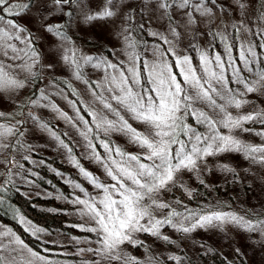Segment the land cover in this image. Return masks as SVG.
<instances>
[{
  "label": "snow or ice",
  "instance_id": "obj_1",
  "mask_svg": "<svg viewBox=\"0 0 264 264\" xmlns=\"http://www.w3.org/2000/svg\"><path fill=\"white\" fill-rule=\"evenodd\" d=\"M33 4L34 0H16L15 5L11 0H0V11L4 12L0 14V25H4L0 26V93H8L10 98H14L11 94L26 87L25 80L14 75L16 71L26 73L30 78L28 83L38 88L39 72L34 69L37 66L54 67L53 63L41 64L34 34L26 23L21 22L31 12ZM138 4L140 11L128 0H44L39 9L49 13L55 10L57 21L45 23L43 30L59 41V60L70 70L71 78L86 85L93 102L100 106L99 110H94L84 105L83 111L90 117V120L86 119L78 106V102L83 105L79 93L67 80L61 83L77 97L73 100L68 94L64 95L75 111L74 116L52 103L46 89H38V96L33 91L28 99L32 108H50L77 129L86 142V158L98 165L103 179L81 166L71 155L72 148L38 115L31 111L27 113V119L47 130L60 146L67 149L70 163L94 189V193L88 192L81 184L69 181L83 193V198L77 196L73 201L81 206L80 214L87 217L89 226L80 227L96 237V247L80 250L91 254V264H155L156 258L137 234L171 242L169 236L161 232L165 226L187 234L197 228L231 223L246 232L264 235V219L252 222L235 213L199 214L187 208L180 212L162 198L165 191L182 185L181 174L199 172L200 165L208 157L236 153L264 165V143L252 144L240 135L249 133L264 139V107L257 103L264 101V42L240 45L238 66L231 55L236 45L229 43L223 34H219V38L224 42L225 56L210 55L192 46L193 50L199 51L198 64H194L189 55H177L173 41L163 32H147L169 45L166 49L159 44L151 47V55L157 57L156 61L146 58L149 53L147 41H143L144 53L139 54L137 42L131 38L133 22L138 30L147 31L153 14L166 22L161 27L178 40L181 22L176 16L187 18L182 22L185 28L199 23L201 18L211 26L218 12L227 15L233 9L241 19L231 27L239 34L245 27L244 19L252 0H138ZM13 7L18 11L13 12ZM5 15L13 18L5 20ZM74 18L77 25L120 21L115 35L124 45L127 63L114 49H106L111 59L103 54H84L68 34ZM258 19L264 21V0H261ZM208 34L213 40L217 38L215 33ZM261 35L264 39V32ZM15 42L23 47H18ZM167 55L173 60L169 61ZM5 60L19 63L6 64ZM86 67L101 70L102 79L89 80ZM65 87L51 95L64 93ZM249 106L250 110L245 111ZM15 115V112L0 111V154L10 152L17 146L13 141L23 135L17 126L26 120H17L13 124ZM113 134L122 136L137 151H128L117 144L112 139ZM219 167L225 172L235 171L228 164ZM176 203L180 204V201ZM20 220L24 222L23 217ZM27 223L31 224L30 221ZM40 231L43 229L33 228V234ZM126 245L144 248L143 259L130 254ZM236 251L239 253V249ZM35 261L49 264L10 229L0 232V264H34Z\"/></svg>",
  "mask_w": 264,
  "mask_h": 264
},
{
  "label": "rangeland",
  "instance_id": "obj_2",
  "mask_svg": "<svg viewBox=\"0 0 264 264\" xmlns=\"http://www.w3.org/2000/svg\"><path fill=\"white\" fill-rule=\"evenodd\" d=\"M128 2L137 11H140L138 0H128ZM12 3L15 5L16 2ZM43 4L44 0H34L31 12L21 22L26 23L34 34L35 47L40 55L41 64L47 65L48 63H53L54 67L47 69L46 67L37 66L34 69L39 72V80H36V82H39L37 89L28 83L30 78L26 73L16 71L14 75L18 79L25 80L26 87L18 93L11 94L14 98H10V94L8 93H0V111L15 112V119L12 120L13 124L17 120H26V123L17 126L19 131L23 133V135L18 136L13 141L17 146L12 148L10 152L0 154V185L2 181L6 185L7 183L13 186L18 185L20 191L29 198L55 199L64 206V209L60 211L73 220L72 227L85 233V235H73L59 230L47 231L32 222L29 225L27 223L29 220L21 214H14L17 222L24 229L27 228V232L32 236L42 242L58 246L57 250L52 252L47 251L49 255L44 256L49 264H91V254L86 251L81 252L80 250L96 247V237L93 233L83 231L80 227L81 225H85L86 227L89 225L87 224V217L80 214L79 209L81 206L73 203L77 196L83 198V193L75 189L73 183L81 184L88 192L94 193V189L80 175L78 169L70 163L67 149L60 146L59 142L47 130L40 128L38 124L27 119V113L31 111L38 115L41 121L47 123L49 128L55 131L62 140L65 138L69 143L65 142V140L64 142L72 148L71 155L80 161L81 166L97 175H101L103 179L98 165L86 158V142L79 135L77 129L66 120L60 118L58 113L52 111L50 108H32L28 105V99L32 96L34 89L37 96L39 95L38 89H46L50 94L49 99L52 103H55L63 111L68 112L69 115L74 116L75 111L70 107L64 95L68 94L69 98L73 100L77 99V97L72 96L69 90L61 83V81L67 80L79 93V101H82L83 105H80L78 102V106L82 108L81 114L86 119L90 120V117L83 111L84 105L94 110H99L100 106L98 103L93 102V98L88 92L86 85L72 79L70 70L60 62L57 51L59 41L43 30L45 23L57 21L55 10L53 9L52 13L46 10L40 11L39 9ZM260 10L261 0H252L250 11L244 19L245 27L241 29L239 34L235 33L231 27L233 23L241 19L240 15L233 9L227 15L218 12L211 26H209L206 19L201 18L199 23L185 28L182 22L187 18L182 15L176 16V20L181 22V27L179 28L181 36L178 40L168 33L165 28L161 27V24L166 22L158 20L156 14H153L152 22L147 25V31L138 30L136 22H133L131 38L137 42L136 52L139 54L144 53L143 41H147L149 53L146 58L149 61H156L157 57L151 55V47L159 44L162 48L166 49L169 45L164 44L163 41L155 37L149 36L147 32H163L168 36L169 40L173 41L172 46L175 48L177 55H189L193 58L194 64H198L199 51L193 50L192 46L194 45L198 50L207 51L210 55L219 53L221 56H225L224 42L219 38V34H223L227 37L229 43L236 45L231 55L233 58H236L237 65L239 66L238 49L240 45L247 46L248 44L264 42L261 35L264 32V21L258 19ZM12 11H18V9L13 7ZM5 16V20L13 18L10 15ZM138 19L137 17V21ZM119 25L120 21H116V23L94 22L91 25L86 23L77 25L74 18L72 28L68 34L71 36L74 44L79 46L81 51L86 55L103 54L111 59L112 57L106 49H114L119 53L120 59L127 63V57L123 53L124 45L121 39L115 35L119 31ZM209 32L217 34V38L213 40V36L209 35ZM15 43H17L18 47H23L19 42ZM101 45L105 47H101ZM256 51L260 52V49L257 48ZM167 59L172 61L173 57L167 55ZM5 63H19V61L5 60ZM85 72L88 74L87 78L89 80L99 81L103 76L101 70L90 67H86ZM60 87H65L64 93L51 95L52 93L59 92ZM250 98L255 99L252 96ZM257 103L264 107V101H258ZM244 110H250V106ZM78 126L82 127V125ZM256 127L258 128L259 126L257 125ZM240 135L243 140L249 143H264V139L254 134L243 133ZM112 139L128 151H137L134 146L128 144L119 134H113ZM20 144L23 147H19ZM45 157L56 159L61 164L67 166L71 173L67 174L57 170L51 162L45 160ZM221 164H228L231 168L237 170L239 173L237 178L233 176V172L223 171L219 167ZM200 168L199 172H184L181 174L180 180L182 181V185L178 184L174 188H179L181 192L188 194L195 192L200 197L202 190L208 193L211 192L213 185L218 184L221 187L222 184L232 180V205L225 212L245 217L243 210L248 209L254 216H264V165L253 163L240 154L229 153L208 157L206 162L200 165ZM51 176L55 178V182L51 181ZM234 180H237V182L233 184ZM69 181L73 183H69ZM162 198L175 207L177 211L183 212L181 204L176 203L178 201L177 196L171 195L170 191H165L162 194ZM50 211L57 212L59 210ZM21 217L24 218L23 223H21ZM245 219L250 220V217H245ZM186 226L188 225L186 224ZM33 228H40L43 231L33 234ZM164 228L161 229V232L163 235L169 236L171 242L156 239L147 234H137V238L144 241L145 246L151 250V254L156 258L155 264H165L166 260H173L178 264L184 258L182 253L187 254L195 260L198 255H206L212 249L219 250L228 259L237 253L236 250L239 249L238 254H243L247 264H264V235L246 232L234 224L225 223L219 226H206L205 228H197L187 234L177 232L168 226ZM9 229L12 233H15L11 228L0 222V232ZM15 235L18 236L16 233ZM4 242L7 243V239ZM126 250L141 259L144 257V248H134L131 245H126ZM170 257L178 259H170ZM34 264H44V262L35 261Z\"/></svg>",
  "mask_w": 264,
  "mask_h": 264
},
{
  "label": "trees",
  "instance_id": "obj_3",
  "mask_svg": "<svg viewBox=\"0 0 264 264\" xmlns=\"http://www.w3.org/2000/svg\"><path fill=\"white\" fill-rule=\"evenodd\" d=\"M11 2H16V0H11ZM0 14H4L3 11H0ZM36 85L39 87V82H36ZM35 89L34 91H36ZM63 139L65 142L69 143L65 138ZM45 160L51 162L57 170L67 174L71 173L67 166L61 164L56 159L45 157ZM238 175L239 173L235 170L233 176L237 178ZM50 179L52 182L56 181L53 176H51ZM231 181L222 184L221 187L218 184L213 185L211 192L208 193L202 190L200 197H198V194H195V192L190 195L188 193H183L179 188H173L170 192L171 195L177 196V200L180 201L183 211L187 208L188 210L195 211L199 214H207L213 211L225 212V210L232 205L231 193L233 185ZM236 182L237 180L233 182V184ZM1 185L0 201H2V203H0V222L11 228L30 249L38 254L47 256L49 255V252L47 251L52 252L57 250L58 246L42 242L25 231V229L14 218V214H21L36 226L47 231L59 230L67 234L85 235L84 232H80L72 227L73 220L60 211L64 209V206L55 199L41 197L29 198L20 191L18 185L13 186L10 183H7L6 185L3 181L1 182ZM50 210H59L60 212H53ZM243 211L244 216L246 218L250 217V220L257 221L258 219H264V216L262 215L254 216L248 209ZM182 254L184 258L178 264H247L243 254L235 253L228 259L216 249H212L206 255H198L196 258L197 260H193L187 254ZM165 264L177 263L173 260H166Z\"/></svg>",
  "mask_w": 264,
  "mask_h": 264
}]
</instances>
